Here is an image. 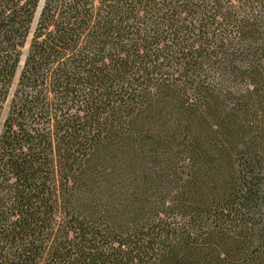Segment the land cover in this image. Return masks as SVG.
Segmentation results:
<instances>
[{
	"label": "trees",
	"instance_id": "1",
	"mask_svg": "<svg viewBox=\"0 0 264 264\" xmlns=\"http://www.w3.org/2000/svg\"><path fill=\"white\" fill-rule=\"evenodd\" d=\"M40 1L0 0V264H264V0Z\"/></svg>",
	"mask_w": 264,
	"mask_h": 264
},
{
	"label": "rangeland",
	"instance_id": "2",
	"mask_svg": "<svg viewBox=\"0 0 264 264\" xmlns=\"http://www.w3.org/2000/svg\"><path fill=\"white\" fill-rule=\"evenodd\" d=\"M41 4H42V0L40 1L39 6H38V9H37V11H36L35 18H34V22H33V24H32V28L34 27L35 20H36V18H37V14H38V11H39V9H40V7H41ZM26 48H27V43H26V45L24 46V48L22 49V55H21L20 66H21V63H22V61H23V58H24V55H25V52H26ZM20 66H19V68H20ZM19 68H18V72H19Z\"/></svg>",
	"mask_w": 264,
	"mask_h": 264
}]
</instances>
